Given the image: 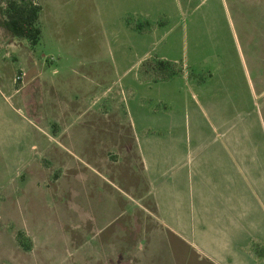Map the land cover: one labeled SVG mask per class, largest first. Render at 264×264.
<instances>
[{
    "label": "rangeland",
    "instance_id": "rangeland-1",
    "mask_svg": "<svg viewBox=\"0 0 264 264\" xmlns=\"http://www.w3.org/2000/svg\"><path fill=\"white\" fill-rule=\"evenodd\" d=\"M5 2L0 250H29L26 231L162 239L176 264H213L159 228L135 125L141 142L174 147L181 189L211 193L202 248L218 264H264V0H33L35 45L9 33Z\"/></svg>",
    "mask_w": 264,
    "mask_h": 264
},
{
    "label": "crops",
    "instance_id": "crops-1",
    "mask_svg": "<svg viewBox=\"0 0 264 264\" xmlns=\"http://www.w3.org/2000/svg\"><path fill=\"white\" fill-rule=\"evenodd\" d=\"M132 129L159 228L172 233L179 239L177 241L187 245L195 254L204 255L208 261L218 264L216 256L209 253L211 250L202 248L203 244L208 245L209 240L203 238L201 231L207 228L206 224H214L216 217L212 206L206 213L202 211L200 198L204 200L207 196L213 199L211 193L209 196L203 190L181 189L180 157L174 147L145 136L141 142L135 136V125ZM222 212L217 218L220 219ZM97 231L98 228H94L93 232ZM215 232L226 238L221 226ZM26 234L31 238L30 249L21 251L16 240H11L10 247L0 250V264H6V261L8 264H176L170 240H36L33 233L26 231ZM219 241L232 243L233 240ZM121 242L124 246L120 245ZM17 255L20 258L16 259Z\"/></svg>",
    "mask_w": 264,
    "mask_h": 264
},
{
    "label": "trees",
    "instance_id": "trees-1",
    "mask_svg": "<svg viewBox=\"0 0 264 264\" xmlns=\"http://www.w3.org/2000/svg\"><path fill=\"white\" fill-rule=\"evenodd\" d=\"M5 3L4 24L9 33L13 37L26 39L30 45L37 44L41 34L38 24L40 6L33 0H6ZM154 66L161 71L158 78L173 72V70L166 72L171 68V64L162 59L157 60Z\"/></svg>",
    "mask_w": 264,
    "mask_h": 264
}]
</instances>
